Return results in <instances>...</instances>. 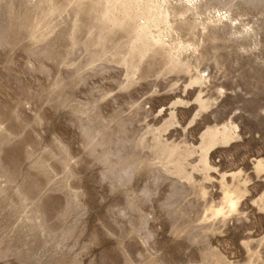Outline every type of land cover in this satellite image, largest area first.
<instances>
[{
    "label": "rangeland",
    "instance_id": "1",
    "mask_svg": "<svg viewBox=\"0 0 264 264\" xmlns=\"http://www.w3.org/2000/svg\"><path fill=\"white\" fill-rule=\"evenodd\" d=\"M0 264H264V0H0Z\"/></svg>",
    "mask_w": 264,
    "mask_h": 264
}]
</instances>
